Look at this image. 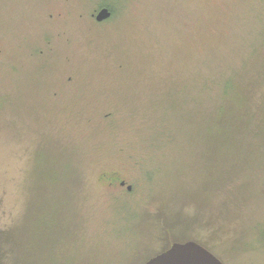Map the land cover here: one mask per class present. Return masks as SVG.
Instances as JSON below:
<instances>
[{"label":"rangeland","instance_id":"obj_1","mask_svg":"<svg viewBox=\"0 0 264 264\" xmlns=\"http://www.w3.org/2000/svg\"><path fill=\"white\" fill-rule=\"evenodd\" d=\"M232 107L251 124L220 146ZM11 230L27 264H146L188 241L264 264V0H0Z\"/></svg>","mask_w":264,"mask_h":264},{"label":"trees","instance_id":"obj_2","mask_svg":"<svg viewBox=\"0 0 264 264\" xmlns=\"http://www.w3.org/2000/svg\"><path fill=\"white\" fill-rule=\"evenodd\" d=\"M233 90L235 92L237 87ZM248 91H252V89ZM244 94L245 95H243L241 91L238 96H241L245 105H250L251 102H249V97L246 96V93ZM223 96L226 98L228 97V95ZM239 107L243 109L241 105H239ZM223 109L224 111L221 117L218 115L217 129H214L216 134L215 137H213L216 142L220 143V146L231 141H239L242 131L251 124V118L249 116L251 111L249 109L242 110L243 112H239V109L233 110L234 107ZM14 232L15 230H11L8 233L0 234V264H27L22 260L24 252L20 251L22 247L21 241H17Z\"/></svg>","mask_w":264,"mask_h":264},{"label":"water","instance_id":"obj_3","mask_svg":"<svg viewBox=\"0 0 264 264\" xmlns=\"http://www.w3.org/2000/svg\"><path fill=\"white\" fill-rule=\"evenodd\" d=\"M112 12L108 8L99 10L95 19L98 23L109 20ZM125 186V182L121 183ZM128 191L132 187L128 186ZM146 264H223L212 252L194 241L174 243L168 250L151 258Z\"/></svg>","mask_w":264,"mask_h":264},{"label":"flooded vegetation","instance_id":"obj_4","mask_svg":"<svg viewBox=\"0 0 264 264\" xmlns=\"http://www.w3.org/2000/svg\"><path fill=\"white\" fill-rule=\"evenodd\" d=\"M103 8H107V7H103ZM108 9H109V8H108ZM100 10H101V9H100ZM109 10L112 12V16H113V11H112L111 9H109ZM96 15H97V14H96ZM96 15H93V16H96ZM111 18H112V17H111ZM111 18H110V19H111ZM122 182H124V181H122ZM122 182H121V183H122ZM121 183H120V184H121ZM125 185H126V183H125Z\"/></svg>","mask_w":264,"mask_h":264}]
</instances>
